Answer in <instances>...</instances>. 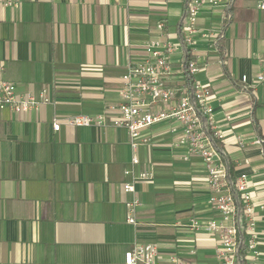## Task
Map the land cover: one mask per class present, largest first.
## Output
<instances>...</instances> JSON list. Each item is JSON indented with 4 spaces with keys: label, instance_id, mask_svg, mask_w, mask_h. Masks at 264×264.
Masks as SVG:
<instances>
[{
    "label": "crops",
    "instance_id": "crops-1",
    "mask_svg": "<svg viewBox=\"0 0 264 264\" xmlns=\"http://www.w3.org/2000/svg\"><path fill=\"white\" fill-rule=\"evenodd\" d=\"M8 1L0 0V81L14 83L19 95L47 89L51 103L29 114L0 110V264H126L136 244L157 245L161 264H219L218 238L190 230L194 220L220 216L210 203L205 165L197 156L184 160L186 149L172 146L171 123L150 129L153 143L141 149L137 169L125 129L109 120L92 127L69 122L116 107L123 75L148 57V46L181 44L189 0ZM261 1L222 0L200 12V69L194 76L212 90L216 130L224 135L216 144L231 177L247 175L259 202L264 83L255 79L264 59ZM225 15L221 51L201 33H222ZM181 60L180 52L171 57L174 66ZM127 169L153 177L125 193ZM134 198L140 200L137 226L127 221L126 204ZM258 214L264 232V211ZM259 251L264 264V245Z\"/></svg>",
    "mask_w": 264,
    "mask_h": 264
},
{
    "label": "built area",
    "instance_id": "built-area-1",
    "mask_svg": "<svg viewBox=\"0 0 264 264\" xmlns=\"http://www.w3.org/2000/svg\"><path fill=\"white\" fill-rule=\"evenodd\" d=\"M10 4L11 0L7 5ZM221 4L222 0H189L182 23L181 44L167 40L163 44L148 46V57L138 65L129 66L123 75L120 103L116 107L96 117L78 115L69 122L75 127H92L106 126L109 120L113 127L125 129L129 135L131 164L137 169L141 165V149L153 143L148 134L150 129L155 125L171 123L174 134L172 146L186 149L184 160L194 156L203 160L210 203L220 215L206 222L194 220L190 230L204 231L218 238L216 258L219 264H260L262 253L259 247L264 245V232L258 230V210L264 211V201H256L249 192L251 186L247 175H241L236 180L231 177L228 164L216 145V140L223 139L224 135L216 130L210 105L212 90L194 78L200 69L196 55L199 14L203 9ZM259 9L264 12V0ZM224 23L222 30L229 23L226 15ZM157 29L161 32L164 24L159 23ZM220 34L202 32L201 38L215 44ZM177 52L182 54V60L174 66L171 57ZM242 82L248 83L247 77H243ZM255 83H264V59L262 72ZM50 103L47 89L38 95H19L14 83L0 81V110L29 114ZM109 113L114 116L108 118ZM54 128L58 131L60 125L55 124ZM261 142L259 139L255 144ZM125 176L130 180L123 184V190L133 194L136 183L151 180L153 173H135L127 169ZM126 206L128 223L137 226L136 213L140 200L134 198ZM125 262L161 264L159 248L154 244H136L126 253Z\"/></svg>",
    "mask_w": 264,
    "mask_h": 264
},
{
    "label": "trees",
    "instance_id": "trees-1",
    "mask_svg": "<svg viewBox=\"0 0 264 264\" xmlns=\"http://www.w3.org/2000/svg\"><path fill=\"white\" fill-rule=\"evenodd\" d=\"M229 12V14H230V11H228ZM223 40H224V30L222 31V33L219 35V37H218V39H217V46L221 49V51L223 50V46H222V42H223ZM217 145V144H216ZM217 147H218V145H217ZM219 149V148H218ZM226 163L228 164V162L226 161ZM228 167H229V164H228ZM229 171H230V169H229ZM230 175H231V173H230ZM242 247H243V245H242Z\"/></svg>",
    "mask_w": 264,
    "mask_h": 264
}]
</instances>
